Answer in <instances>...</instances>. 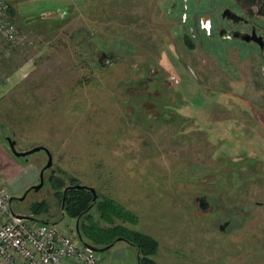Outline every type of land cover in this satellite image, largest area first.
<instances>
[{
  "label": "rangeland",
  "instance_id": "1",
  "mask_svg": "<svg viewBox=\"0 0 264 264\" xmlns=\"http://www.w3.org/2000/svg\"><path fill=\"white\" fill-rule=\"evenodd\" d=\"M5 1L17 36L0 55L3 189L21 196L46 161L42 151L14 157L6 138L17 151L43 145L48 176L96 191L81 226L151 236L158 264H264V51L247 43V59L223 58L203 41L218 63L199 40L184 48L164 14L173 0ZM176 1L203 22L222 5L240 9L236 0ZM251 20L264 28V17ZM103 49L113 59L100 65ZM51 183L45 175L12 211L55 223L64 186ZM201 195L212 211L200 213ZM40 202L47 214L33 210ZM73 222L56 224L74 232ZM128 249L116 241L94 253L96 264H116Z\"/></svg>",
  "mask_w": 264,
  "mask_h": 264
},
{
  "label": "built area",
  "instance_id": "2",
  "mask_svg": "<svg viewBox=\"0 0 264 264\" xmlns=\"http://www.w3.org/2000/svg\"><path fill=\"white\" fill-rule=\"evenodd\" d=\"M7 8L0 0V41L5 44L0 55L8 53L17 36ZM9 198L0 183V264H96L95 254L83 248L75 233L52 222L13 217Z\"/></svg>",
  "mask_w": 264,
  "mask_h": 264
},
{
  "label": "flooded vegetation",
  "instance_id": "3",
  "mask_svg": "<svg viewBox=\"0 0 264 264\" xmlns=\"http://www.w3.org/2000/svg\"><path fill=\"white\" fill-rule=\"evenodd\" d=\"M185 3L183 1L182 6L178 7L177 1L173 0L171 5L168 7L167 11L164 13L168 19H170L171 21H175L176 24L180 25L181 27L180 39L184 48L190 51H194L196 49L197 40H199L200 41L199 43H202L201 48L203 49V51L207 53L209 56L214 57L218 63L220 62V56L218 55V53L207 52L208 50H206V48L203 46V41H207L208 43H212V44H218L219 46H221L222 49L220 51L223 58H226L228 51L232 50L237 53V58L239 60L247 59V50H246L247 43L248 44L252 43L256 45L258 50H260L261 52L264 51V28L253 22L245 9L240 8L239 10H236L231 5V3L222 5L216 10H213V12L211 13H202L204 16L203 17L204 22H203V20H201L199 16L196 17V20L193 19L192 17L191 18L188 17L187 6L185 5ZM225 10H229L230 12H233L234 14L239 16V18L236 19L235 21L229 16L227 17V15L229 14L228 12L226 13V15L223 16L222 12H224ZM200 20L201 22H203L202 24L204 25H207L208 22H210V27H202V24L200 27L199 24ZM253 32L257 37L261 39L262 49L259 47V44L257 42H252V41L247 42V40L244 39L247 38V34L251 35ZM102 54L104 56H102ZM112 59H113L112 54L107 53L103 49L100 51L97 57V62L100 65H103L110 63ZM183 67L189 72V74L193 77V79L197 80V78H195L194 72L190 70L188 65H185ZM151 79H153L154 81L156 77L153 78L149 76L147 80L151 81ZM159 79H162V77H160ZM144 84L145 86H148L151 84V82L150 83L145 82ZM199 86L201 87L200 84ZM48 170L50 171V169L44 171V176L46 175V177L49 178L48 176L49 174L47 175V172H49ZM203 198H205L204 200H207L209 202L206 211H212L214 209L213 208L214 206L211 204L210 200L206 197ZM59 210L60 211H56L54 214V217L59 216V219H57L55 223H59V222L61 223V221L65 217L70 218L64 211V203H61ZM81 217L82 216L72 218L74 219L73 233H75V225L77 224V227L79 226L78 222L80 221ZM230 221H231L230 219L226 218V221L223 220L222 224L219 225V228L220 226L224 228L225 226H227V224H229Z\"/></svg>",
  "mask_w": 264,
  "mask_h": 264
},
{
  "label": "trees",
  "instance_id": "4",
  "mask_svg": "<svg viewBox=\"0 0 264 264\" xmlns=\"http://www.w3.org/2000/svg\"><path fill=\"white\" fill-rule=\"evenodd\" d=\"M238 6L242 9H245L247 14L250 17H264V0H236ZM9 7V5H8ZM8 13H10V7L7 8ZM10 15V14H9ZM48 182H52L51 186H55L58 189L60 186H64V188L77 184L76 182L63 183V181L55 176H49ZM63 188V189H64ZM91 193L83 188L78 189H68L65 192L64 197V211L70 218H76L78 216H82V218L86 217L89 209L93 205ZM62 197V193L60 198ZM62 199V198H61ZM107 204L101 203L98 205V209L102 212L107 208ZM38 212H43L46 214V210L43 207V202L35 205V209ZM32 216L37 217L38 214L36 212L31 213ZM102 216H106L102 214ZM38 219V218H37ZM40 220V219H38ZM80 225V224H79ZM81 226V225H80ZM78 226L79 233L83 241L90 243L97 247L106 246L111 243L117 237H123L130 243V246L135 248L136 252H138V264H158L152 256L156 252L157 243L151 236L144 235L142 233L133 232L124 230L121 227H109V228H96L95 226L82 224L80 227ZM120 230V231H119ZM74 234V233H73Z\"/></svg>",
  "mask_w": 264,
  "mask_h": 264
},
{
  "label": "water",
  "instance_id": "5",
  "mask_svg": "<svg viewBox=\"0 0 264 264\" xmlns=\"http://www.w3.org/2000/svg\"><path fill=\"white\" fill-rule=\"evenodd\" d=\"M227 12L229 13L227 15V17L229 16L230 18H232L235 21H236V19L239 18V16H237L233 12H230L229 10H225L224 12H222L223 16L226 15ZM244 39L247 40V42H250V41L257 42L259 44V47L262 49V41H261V39L259 37H257L255 35L254 32L251 35L247 34V38H244ZM102 56H104V55L102 54ZM6 141H7V144H8V149L10 150L12 155L14 157L19 158V159L22 158V157L26 158L27 156H29L31 154H34L36 152H40V151H42L46 155L45 164L41 167V169L38 172V183L35 184L34 186L31 185L27 189H25L21 196H19V197H13V196L11 197L10 196V198H9V202H11V201H13L15 199L18 200V201H21L27 196V194L30 191L37 192L43 186V183H44V171H46L47 169L51 168V166H52V155H51V152L49 151V149L47 147H44L43 145H36V146H33L32 148H30L28 150H25V151H20V150L17 151L15 149L16 142L14 140H11L10 138H6ZM78 188H83V189H86L87 191H89L91 193V195H92L91 197H92V201L93 202L98 197L97 194H96V191H95V189L93 187L86 186V185L75 184V185H71V186H68V187L63 189V191H62L63 195L61 197L62 198L61 203L64 202V198L63 197L65 195V192L68 189H78ZM203 197L204 196H196L194 198V201L197 202V208L200 211V213L201 212H206L207 206L209 205V202L207 200H204L205 198H203ZM11 213H12L13 217L18 218V219L38 220L37 218H35L32 215H23V214H19V213H13V211ZM39 221H41L43 223H48L49 222L47 220H39ZM54 224H56V223H54ZM219 229H223V227L220 226ZM75 236L82 243V246H83V248L85 250H87L89 252H93V253H101V252L107 251L111 247H113V245H114V243L116 241H119V240H123V241L127 242L130 245V243L127 240H125L123 237H117L111 243H109L106 246H102V247L94 246V245H92L90 243H87V242L82 240L81 235H80L79 230H78V227H77V224L75 225ZM136 253H137V259H138V252H136Z\"/></svg>",
  "mask_w": 264,
  "mask_h": 264
},
{
  "label": "crops",
  "instance_id": "6",
  "mask_svg": "<svg viewBox=\"0 0 264 264\" xmlns=\"http://www.w3.org/2000/svg\"><path fill=\"white\" fill-rule=\"evenodd\" d=\"M128 253H126V250L124 251V254L122 255V258H118L117 261H115L116 264H137V253L136 251H133L131 249H128Z\"/></svg>",
  "mask_w": 264,
  "mask_h": 264
},
{
  "label": "clouds",
  "instance_id": "7",
  "mask_svg": "<svg viewBox=\"0 0 264 264\" xmlns=\"http://www.w3.org/2000/svg\"><path fill=\"white\" fill-rule=\"evenodd\" d=\"M202 27H210V22L207 25L202 24Z\"/></svg>",
  "mask_w": 264,
  "mask_h": 264
}]
</instances>
